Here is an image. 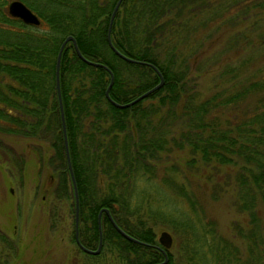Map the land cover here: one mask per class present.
<instances>
[{"label":"trees","instance_id":"trees-1","mask_svg":"<svg viewBox=\"0 0 264 264\" xmlns=\"http://www.w3.org/2000/svg\"><path fill=\"white\" fill-rule=\"evenodd\" d=\"M39 17L24 23L0 0V133L30 141L55 179L49 220L68 203L70 240L84 264H154L163 259L155 228L171 225L184 264H264V0H22ZM67 144L78 194L67 165L56 88V56ZM237 50L214 67L220 55ZM97 62L93 64L89 61ZM141 100L127 102L159 81ZM210 69L224 81L201 95ZM211 70V71H212ZM0 138V142H1ZM11 149L12 147H8ZM13 149V148H12ZM11 149V151H12ZM17 159H19L16 156ZM180 159V160H178ZM199 179L197 190L190 177ZM231 197L245 218L219 231L206 198ZM230 203V202H229ZM114 222L128 234L124 237ZM76 252V253H75ZM165 264H178L167 251Z\"/></svg>","mask_w":264,"mask_h":264},{"label":"rangeland","instance_id":"rangeland-1","mask_svg":"<svg viewBox=\"0 0 264 264\" xmlns=\"http://www.w3.org/2000/svg\"><path fill=\"white\" fill-rule=\"evenodd\" d=\"M237 53V50L222 53L214 67L228 60L229 63H236L240 57ZM259 65L264 71V50ZM211 70L198 79L201 95L224 82L215 78ZM0 138V264L86 263L82 257L77 256L83 254L75 256L72 252L76 248L70 240L72 215L68 203L57 209L58 217L64 218L61 223L55 225L49 220V208L55 201L50 189L54 187L55 179L52 182L49 178L48 166L39 162L30 141L10 140V144L5 147V135L0 133ZM10 146L12 151L8 148ZM190 178L197 190L199 179L196 176ZM205 198L206 215L214 217L219 231L226 235L231 233L232 220H241L246 216L232 207L229 195L223 194L212 200L206 193ZM164 229L172 235V243L167 251L177 258L178 264H184L179 241L170 224L156 226V239Z\"/></svg>","mask_w":264,"mask_h":264},{"label":"water","instance_id":"water-1","mask_svg":"<svg viewBox=\"0 0 264 264\" xmlns=\"http://www.w3.org/2000/svg\"><path fill=\"white\" fill-rule=\"evenodd\" d=\"M122 0H116L114 7L112 9L111 15H110V19H109V24H108V31H107V37H108V43L110 45V47L121 57H123L124 59L131 61V62H144V61H140L137 59H133L131 57H127L126 55L122 54L119 50H117L115 48V46L112 44L111 41V26H112V22L115 16V13L120 5ZM7 10L8 13L12 16L18 17L20 18L24 23H28V24H39L40 19L38 17V15L30 8L28 7L22 0H10L7 4ZM67 41H72L74 48L77 52V54L84 58L77 46L76 40L72 35H67L63 41L61 42L58 52H57V56H56V88H57V96H58V101H59V109H60V117H61V125H62V132H63V140H64V145H65V154H66V160H67V165L69 168V173H70V177H71V181H72V185H73V190H74V197H75V210H74V235H75V240L77 242V244L79 245V247L84 250L85 252H89V253H97L101 247L102 244V230H101V223H100V217H101V212L102 209L99 211L98 213V228H99V241H98V245L96 247V249H90L85 247L84 245L81 244L79 238H78V217H79V210H78V194H77V188H76V184H75V178H74V174H73V170H72V166H71V160H70V154H69V149H68V144H67V136H66V126H65V119H64V113H63V105H62V98H61V92H60V87H59V64H60V58H61V53L63 50L64 45L66 44ZM89 61V60H88ZM93 64H98L97 62H93V61H89ZM148 65H150L158 74L159 76V81L154 84L153 86H151L150 88L146 89L145 91H143L142 93H140L139 95H137L136 97H134L133 99L127 101V102H117L115 100H113L110 95H109V88L111 86V83L113 81V73L110 71V81L108 83V86L106 88L105 94L106 97L110 100V102H112L114 105L118 106V107H124V106H129L139 100H141L142 98L148 96L150 93H152L153 91L157 90L162 84H163V76L161 74V72L159 71V69L152 63H148L146 62ZM104 210L106 211V213L108 214L109 218L111 219L113 225L115 226V228L126 238L138 242V243H146L130 234H128L127 232H125L120 226H118L114 220L112 219L111 215L109 214V211L104 208ZM157 241L159 244L156 245V247H158L160 249V251L163 254V259L159 262H156L154 264H165L168 260V253L167 250L168 248L171 246L172 243V235L169 231L167 230H162L159 233V236L157 238Z\"/></svg>","mask_w":264,"mask_h":264}]
</instances>
